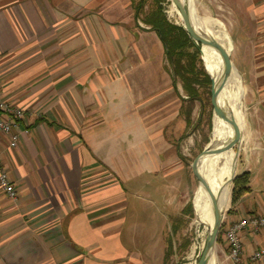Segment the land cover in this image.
Returning a JSON list of instances; mask_svg holds the SVG:
<instances>
[{"label":"crops","instance_id":"1","mask_svg":"<svg viewBox=\"0 0 264 264\" xmlns=\"http://www.w3.org/2000/svg\"><path fill=\"white\" fill-rule=\"evenodd\" d=\"M197 1L226 14L245 88L235 177L247 173L249 191L222 216L226 230L264 214V0ZM132 2L0 0V90L25 114L16 148L0 141L16 193L0 188V264H148L140 194L171 217L182 205L186 97ZM240 242L248 261L264 230L246 227Z\"/></svg>","mask_w":264,"mask_h":264},{"label":"rangeland","instance_id":"2","mask_svg":"<svg viewBox=\"0 0 264 264\" xmlns=\"http://www.w3.org/2000/svg\"><path fill=\"white\" fill-rule=\"evenodd\" d=\"M134 3L137 0H133ZM175 0H166L162 3V10L165 15V18L170 23H173L176 26H181V22L178 20L177 13L172 12V6L174 5ZM206 5V6H205ZM151 3L146 2L142 11L148 12L151 8ZM191 7L192 10L197 18H201L204 20H213V23L206 24L208 29L215 35L221 39V43L224 48V52L227 55L229 54V59L232 63L233 68L230 70L237 74L236 68L239 69L237 63V56L234 54L231 55L230 53V36H232L230 24L228 23L227 18L219 16L221 22L217 20L218 15H226L223 12H220L219 9L215 6L203 3L198 4L197 0H191ZM217 15V16H216ZM141 19V17H139ZM183 28V27H182ZM200 67L203 68L202 62ZM236 67V68H235ZM180 86V82H178ZM242 89L245 90L243 83L241 81ZM239 87V86H238ZM180 92L182 96H185L181 86ZM230 91L227 90V94H225V100L230 104ZM206 96L202 95V103L198 101H193L192 103H184L183 110L189 112V119H188V126L183 132V144H177V153L183 152L184 147H186V154L183 157V161L185 163L184 170L186 172L187 181L184 183L186 184V188L184 186V195L181 196V204H186L187 202L191 204V214L186 212L183 213V216L180 214L181 206L180 202L178 201L177 206L174 208L172 216L174 218H181L180 222L178 221V231L173 236L170 232V225L173 223V217L168 210L163 209L161 206H151L147 204L149 200L146 198L144 194H140V201H139V215H138V222L141 224V227L145 230L141 233L142 240L137 241L139 244L142 245V259L146 260L148 264H195L202 252L204 247V243L206 240V234L202 233V226L206 224V222L202 219L201 210L199 208L198 200L199 195L202 188L208 183L209 177L211 176L212 172L216 169L218 164V160L214 155H206L203 156L198 164V171L204 178V184L197 186V181L195 177H193L191 173L190 165L194 158L201 153V151L207 146L209 139L211 138V128H212V117H209V113L212 112V107L210 105L209 97L205 98ZM242 102V98H241ZM234 107V102L231 103ZM228 112L230 111L229 106H226ZM232 117V116H231ZM186 119V118H185ZM234 123L237 125L239 122L237 119L232 117ZM227 124L228 132H229V140L233 135V126L231 124ZM228 140V142H229ZM233 140V139H232ZM182 145V148L180 146ZM230 153L236 158L235 164H237L238 158L237 156V144L236 142L233 143L232 149H230ZM231 188L232 183L229 184L228 187V198L226 201L225 209L222 212V215L228 211L230 207L231 201ZM186 191V192H185ZM128 224V222H127ZM223 232V228L220 227L219 232L217 234L220 237L221 233ZM154 233H157L156 238L154 241H146L149 236H152ZM203 234V235H202ZM140 235V234H139ZM160 235V236H159ZM143 236V237H142ZM204 237V238H202ZM146 239V240H145ZM170 239V243L172 245L173 253L166 257V251L168 246V241ZM217 240V239H216ZM143 241L144 243H141ZM187 244V246H186ZM223 243H219L216 241L215 247L212 253L213 263L214 264H230L227 263L225 260V256L222 250Z\"/></svg>","mask_w":264,"mask_h":264},{"label":"bare ground","instance_id":"3","mask_svg":"<svg viewBox=\"0 0 264 264\" xmlns=\"http://www.w3.org/2000/svg\"><path fill=\"white\" fill-rule=\"evenodd\" d=\"M175 3H181V0H175ZM172 6V12L177 13L178 20L183 24V18L178 12L176 5ZM192 10V9H191ZM192 22L197 31L212 38L216 43V48L210 49L208 47L200 48V54L202 58V66L206 72L212 74V79H221L223 87L218 95V102L222 108L229 106V114L241 122V113L239 107H233L231 105L234 102V106H238L241 101L243 89L241 86L240 77L230 70L231 64L226 60V53L224 52L221 39L215 37V35L208 29L206 24L213 23V20H204L197 18L192 10ZM239 86V87H238ZM227 90L230 91V104L225 100V94ZM235 100V101H234ZM229 132L226 122L214 117L212 120L211 130V147H217V153L213 154L218 160L216 169L209 177L208 183L202 188L199 195V208L201 210L202 219L206 222L202 226V233H209L213 223L212 212L214 209L213 203L216 202V210L218 213H222L225 209L226 201L228 198L227 181L231 178L232 172L235 169V157L230 153L228 146ZM203 235V234H202ZM204 238V237H202ZM205 264H214L212 254L208 257Z\"/></svg>","mask_w":264,"mask_h":264},{"label":"trees","instance_id":"4","mask_svg":"<svg viewBox=\"0 0 264 264\" xmlns=\"http://www.w3.org/2000/svg\"><path fill=\"white\" fill-rule=\"evenodd\" d=\"M166 0H137L132 2L134 16L147 26L155 31L164 47L166 62L172 72L174 84L180 82L181 89L185 95V99H181L184 103H192L198 101L202 103V95L209 97L210 100V78L206 74V70L201 65L199 46L195 45L188 37L181 26H176L166 20L162 10V3ZM146 2L151 3V8L148 12H143L142 9ZM205 70V71H204ZM210 102V101H209ZM211 105V104H210ZM209 113V117H211ZM186 127L188 126L189 112L187 111ZM249 191L247 173H242L236 176L232 182L231 201L233 204L237 198ZM192 206L188 203L182 211L191 214ZM181 218H173V223L170 225V232L174 236L178 231V221ZM222 243L221 237L217 240ZM187 246V244H186ZM172 245L170 239L168 241L166 257L172 254Z\"/></svg>","mask_w":264,"mask_h":264},{"label":"water","instance_id":"5","mask_svg":"<svg viewBox=\"0 0 264 264\" xmlns=\"http://www.w3.org/2000/svg\"><path fill=\"white\" fill-rule=\"evenodd\" d=\"M175 5H176V8H177L178 12L180 13L181 17L183 18L182 27H183L184 31L188 35L189 39L195 45L199 46V55H200V60L202 61L201 54H200V48L208 47L210 49H214L217 47L216 43H215V41L212 40V38L208 37L205 34L200 33L194 27L193 22H192L193 16L191 13L192 12L191 0H181V3H179V4L175 3ZM225 58L231 64L230 69L233 68L232 63L229 59L228 52H227V55L225 56ZM206 74L209 76L210 82H211V85H210V104L212 107V113H211L212 120L214 117H217L220 120H222L228 124H231L233 126V135L228 142L229 148L232 149L233 143L236 142V144H238V142L240 140V130L238 129V127L234 123L232 117L230 116V114L228 112V109L222 108L218 102V95H219V93L223 87V83H222L221 79L219 78L215 81L212 79L211 73L206 72ZM211 130H212V128H211ZM210 145H211V142L209 139L207 146L201 151L200 154H198L194 158V160L192 161V163L190 165L192 174L197 181V186L199 184L200 185L204 184V178L202 177V175L198 171V164H199L200 159L203 156L213 155V154L217 153V147H211ZM234 178H235V169L232 172L231 178L227 181L226 185L229 186V184H231L233 182ZM213 206H214V209L212 212L213 223L211 226V230L209 231V233L206 236L204 247H203L202 252H201V254H200V256H199V258L195 264H205L208 257L210 256V254L213 253V250L215 247L217 234H218L219 229L221 227L222 216H223L222 214L223 213L217 212L216 202L213 203Z\"/></svg>","mask_w":264,"mask_h":264},{"label":"built area","instance_id":"6","mask_svg":"<svg viewBox=\"0 0 264 264\" xmlns=\"http://www.w3.org/2000/svg\"><path fill=\"white\" fill-rule=\"evenodd\" d=\"M24 110L10 104L2 98L0 90V141L3 137L7 138L8 146L16 148L18 136L13 133L19 122L24 118ZM0 188L6 193L9 200L15 199L16 193L8 180L6 174L0 170ZM252 229L254 232L264 230V214L261 216H251L230 225L223 230L224 240L228 248V258L235 264H264V247L255 250L248 258V261H241L238 254L241 252L240 233L245 228Z\"/></svg>","mask_w":264,"mask_h":264}]
</instances>
